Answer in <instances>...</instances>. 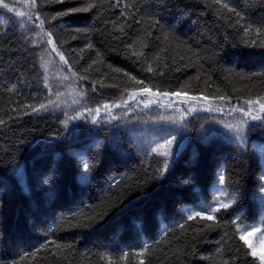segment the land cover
Masks as SVG:
<instances>
[{
	"label": "trees",
	"instance_id": "16d2710c",
	"mask_svg": "<svg viewBox=\"0 0 264 264\" xmlns=\"http://www.w3.org/2000/svg\"><path fill=\"white\" fill-rule=\"evenodd\" d=\"M5 2L14 10L0 7V264H260L231 221L264 219L261 121H246L241 145L225 127L239 119L195 116L164 172L152 148L175 136L173 149L177 123L106 117L68 139L63 123L144 88L264 103V0H31L30 11ZM40 20L66 70L44 67L52 49ZM220 172L236 202L217 221L185 220L182 208L206 200Z\"/></svg>",
	"mask_w": 264,
	"mask_h": 264
},
{
	"label": "rangeland",
	"instance_id": "374dc122",
	"mask_svg": "<svg viewBox=\"0 0 264 264\" xmlns=\"http://www.w3.org/2000/svg\"><path fill=\"white\" fill-rule=\"evenodd\" d=\"M31 0H14L15 3L21 5L24 8H29L28 11H30V2ZM38 38L40 41H46L47 45L52 49V44L48 43V37L42 33V31L39 30L38 32ZM45 58V60H44ZM43 62L44 67L49 71H54L56 69L59 70H66L64 67V63H62L61 59L57 55V52L51 51V53H47L44 55ZM58 61V63H57ZM56 63V64H53ZM59 78V77H58ZM63 81H66L65 79ZM67 82V81H66ZM54 91V90H53ZM55 92V91H54ZM139 93V92H137ZM132 93L127 94L123 97V100L119 103L122 104L125 101L127 102L126 107H115L110 106V112L109 110H106L104 107L103 109L99 110V113H96L94 116L88 118L84 117L85 111H79V113L75 114L74 116H79V119H72L68 118V115L65 117L63 126L65 128V139L71 138L73 135L77 134L79 132L80 128H84L88 125H92V120L96 119L97 122H99L101 119L106 117H112L113 115L118 120H125L127 118L132 120H138V121H154L156 124H167L169 122H173V117L178 121L177 124L173 125L176 126V129L179 131L177 132V136H181V141H179L174 147L173 150H180L184 146L183 143V137L186 134L187 129H185L186 125H189L192 122V118L197 116L198 118L203 117L201 120L202 122H206L205 118L212 117L214 119H217V117L226 119H236L240 121H247L249 123H252L256 120H253L252 116H261L264 117V110H261L260 105L256 103L251 104H242L240 107H233V106H227L222 102H214L209 101L203 98L194 97L195 99H189L190 97H187L182 94L178 95H145V96H139L137 95L135 98L129 99ZM152 100L155 101L151 105L150 108H144L143 100ZM54 100H56V97H54ZM137 101H141L140 103H137ZM192 108V111H189V108ZM208 109V110H206ZM234 109H244L248 110L251 109V113L248 116L244 115L243 111H234ZM183 115V120H180V117ZM114 119V120H116ZM188 122V123H187ZM67 124V126H65ZM168 126V125H167ZM171 125V127H173ZM171 127H167L165 131H170ZM174 152V151H173ZM216 180L210 185L209 188V194L206 200L197 198L193 199L192 202L188 203L182 208V214L184 217H186L187 210L190 209H198L202 205H207L212 202L214 195H219V193L216 191ZM221 187H224L221 186ZM225 188V187H224ZM264 192H260L259 189L256 192V199L261 200ZM250 244L256 247L257 251V259L264 255V237L261 236L260 233H255L247 237ZM248 247V246H247ZM251 251V249H250ZM259 261V259H258ZM260 262V261H259Z\"/></svg>",
	"mask_w": 264,
	"mask_h": 264
},
{
	"label": "snow or ice",
	"instance_id": "6c2138e0",
	"mask_svg": "<svg viewBox=\"0 0 264 264\" xmlns=\"http://www.w3.org/2000/svg\"><path fill=\"white\" fill-rule=\"evenodd\" d=\"M32 3L34 5L35 0H32ZM222 6L228 7V4H223ZM0 7L7 9L9 12H12L14 10L12 7L9 6V3L5 2V0H0ZM82 10H87V9H75V11H82ZM229 10L232 11L233 9L229 8ZM17 15H22V13H17ZM236 15L239 16L240 13L237 12ZM28 19L31 20L32 16L28 15ZM37 19H39V17H37ZM43 23H44V21L40 20L39 26L41 27L42 32H43V27H42ZM45 35L49 36L48 43L52 44V51L57 52V55L60 56V59L64 60V56L61 55L57 51L55 43H53V41L51 40V34L45 33ZM89 47H91V45H89ZM65 63H67V61H65ZM148 70L151 71V68L149 67ZM125 74L127 75V73H125ZM65 79H68V77H65ZM130 79H135V78L130 77ZM136 83L140 84V83H142V81L136 80ZM137 95L142 96V97L145 95L155 96V95H157V93L149 92L147 88H144L139 93L133 92L131 94V96L129 97V99L135 98ZM162 95L168 96L169 93L165 92V93H162ZM173 95H178V93H173ZM189 99H195V98L190 97ZM262 99H264V98H262ZM140 102L141 101H137V103H140ZM142 102H143L144 108H150L151 105L153 103H155V101L147 100V99L143 100ZM245 103L251 104V103H253V101H245ZM114 106L115 107H126L127 102L125 101L122 104H116ZM41 107L43 108L44 105H41ZM103 107L106 110H109V112H110V108H109L108 104L103 105ZM260 107H261V110H264V103H261ZM192 110L193 109L190 107L189 111H192ZM206 110H208V109H206ZM89 111L91 112L92 110L89 109ZM234 111H243L245 116H248L251 113V109H248V110L234 109ZM95 112L99 113V108L95 109ZM79 118H80L79 116H73L72 117V119H79ZM183 118L184 117L182 115L180 117V120L182 121ZM251 118L253 120H259V121H261L262 124H264V117L257 115V116H252ZM112 119H116V117L113 115ZM172 119H173L174 123L178 122L174 117ZM92 123L93 124L97 123V120L93 119ZM65 126H67V124ZM225 127L228 128L229 131H231L235 134L236 139H238L240 141L241 145H243L245 143L244 131H245V128L247 127L246 121L242 120L237 125L225 124ZM175 140H176L175 136H172L171 138H165L162 143H158L155 147L152 148L153 152H155L157 155L163 156L165 158L163 168L159 170L161 172L166 171L168 168V161L173 156L172 146H173ZM82 167H83L84 173H88L90 171V166H89V163L87 161H85L83 163ZM82 179H87V177L82 176ZM260 180L264 181V173L261 174ZM225 184H226L225 175L223 172H220L217 175V180H216V191L219 193V195H214L212 202L207 204V205H202L198 209L187 210L185 220H194L197 217H199L201 220H205V221H217L218 217L216 216V213L220 212L221 209L230 208L237 200L236 190H233L231 193H229L226 188L221 187ZM258 189L260 192H264V183L258 184ZM87 219L90 221V220H92V217H88ZM242 221H243V217L240 214L234 212L233 213V219L231 221L232 225L235 228L234 236H238L239 240L242 241L244 245H247L249 249H251L250 253H245V255H251L252 257L256 258L257 257L256 247L249 243L247 237L252 235V234H255V233H260L261 236L264 237V219H261L258 223H255V224H242ZM84 226H88V225H84ZM178 226L183 228L184 223L181 222ZM57 247H59V245H57ZM147 248H148L147 244L143 245L141 252L146 251ZM125 255H126V253H125ZM258 259L260 261V264H264V255H261ZM109 264H112V260L110 258H109Z\"/></svg>",
	"mask_w": 264,
	"mask_h": 264
}]
</instances>
